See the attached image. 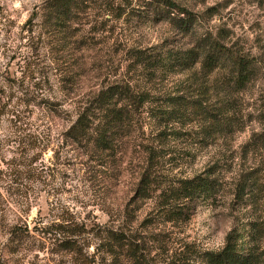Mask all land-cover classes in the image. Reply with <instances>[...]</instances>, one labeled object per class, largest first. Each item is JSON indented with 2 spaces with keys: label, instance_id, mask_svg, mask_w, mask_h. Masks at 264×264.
Masks as SVG:
<instances>
[{
  "label": "trees",
  "instance_id": "trees-1",
  "mask_svg": "<svg viewBox=\"0 0 264 264\" xmlns=\"http://www.w3.org/2000/svg\"><path fill=\"white\" fill-rule=\"evenodd\" d=\"M97 2L108 4L42 0L37 28L38 36H45L59 81L70 85L60 90L61 96L51 92L42 106L51 117L66 122L57 135L61 144L77 152L108 184L128 169L136 198L153 202V217L123 216L112 227L97 228V264H264L259 206L264 190L256 169L239 173L233 182L229 205L236 215L220 249H200L166 232L167 226L187 223L196 206L223 202L218 164L192 175L185 169L200 151L219 147L220 138L226 141L235 132L240 123L233 97L257 78L264 59L238 55L212 39L187 49L134 48L127 51V67L142 81L116 80L80 95L77 85L87 71L71 56L89 49L91 33L84 28ZM111 11L116 19L165 22L183 35H190L197 21L176 0H118ZM250 143L254 148L255 138ZM65 225L67 229L57 230L61 250L77 255L80 248L72 239L83 233L77 225Z\"/></svg>",
  "mask_w": 264,
  "mask_h": 264
},
{
  "label": "rangeland",
  "instance_id": "rangeland-1",
  "mask_svg": "<svg viewBox=\"0 0 264 264\" xmlns=\"http://www.w3.org/2000/svg\"><path fill=\"white\" fill-rule=\"evenodd\" d=\"M117 1L93 6L84 28L91 33L89 49L71 56L87 71L77 85L80 95L116 80L142 81L127 67V51L134 48L187 49L212 39L238 55L264 59V0H176L197 17L190 35L165 22L116 19L111 9ZM41 2L0 0V264H97V228L112 227L123 216L153 217V202L136 198L128 169L108 184L77 152L61 144L57 135L66 122L42 106L51 92L61 96L60 90L70 85L59 81L45 36H38ZM260 67L257 78L233 97L240 123L235 132L226 141L220 138L219 147L200 151L185 169L192 175L218 164L223 202L196 206L187 223L167 226L174 239L200 249H220L236 215L229 193L237 175L256 169L264 190V63ZM259 206L264 216V191ZM66 221L83 233L72 239L80 248L77 255L61 250L58 241L57 230L68 226Z\"/></svg>",
  "mask_w": 264,
  "mask_h": 264
}]
</instances>
